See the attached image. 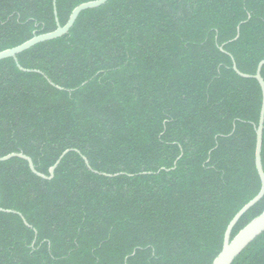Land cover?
<instances>
[{
  "label": "trees",
  "instance_id": "1",
  "mask_svg": "<svg viewBox=\"0 0 264 264\" xmlns=\"http://www.w3.org/2000/svg\"><path fill=\"white\" fill-rule=\"evenodd\" d=\"M89 1L56 0L60 25ZM57 27L54 0H0V52ZM18 60L0 157L49 176L70 152L50 180L0 162V264H212L261 188L262 90L233 65L264 61V0H109ZM233 264H264V233Z\"/></svg>",
  "mask_w": 264,
  "mask_h": 264
},
{
  "label": "water",
  "instance_id": "2",
  "mask_svg": "<svg viewBox=\"0 0 264 264\" xmlns=\"http://www.w3.org/2000/svg\"><path fill=\"white\" fill-rule=\"evenodd\" d=\"M109 0H94V1H89L86 3H83L79 6H77L71 13L68 22L62 26L59 23L58 20V14H57V8H56V0H54V11L58 23V27L56 30L37 35L33 37L32 39L24 42L21 45H18L14 48L4 50L0 52V60L7 59V58H13L16 61L17 66L24 70L23 67L19 64L18 60V55L23 53L24 51L32 48L33 46L49 41V40H54L57 38H60L66 34L69 33V31L72 29L74 26L75 22L77 21L78 17L80 14L88 9H94L98 8L104 4H106ZM264 66V61H262L258 67V70L256 74L254 75H249L242 73L236 63L234 62V70L242 77L245 78H255L262 90V106H261V112H260V117H259V123L257 126V142H256V151H255V161H256V167L257 171L261 180V188L258 194L250 200L246 205L242 207L238 211V213L233 217V219L230 221V223L227 226V229L225 231L224 235V243L222 250L218 254V256L214 259L212 264H233L235 259L257 238L259 237L262 233H264V212H262L258 217L253 219L249 224H247L242 230L238 232L234 238H232V232L237 225V223L240 221V219L247 213L253 206H255L259 201H261L264 197V167H263V162H262V148H263V131H264V78L262 76V68ZM70 151L67 150L65 151L58 161L55 163L54 166L50 168V175L47 176L45 174H42L37 171L34 162L31 157L25 155L24 153H11L9 155H6L4 157H0V162L10 160L12 158H21L24 159L28 162L30 169L38 175L39 177L43 179H53L55 176V171L59 164L61 163L62 159L65 157L66 154H68ZM84 160L86 162V165L88 168L90 167L89 161L87 158L84 157ZM111 176V175H110ZM0 210H3L0 208ZM25 220V217H23ZM27 223V221L25 220ZM28 224V223H27Z\"/></svg>",
  "mask_w": 264,
  "mask_h": 264
}]
</instances>
